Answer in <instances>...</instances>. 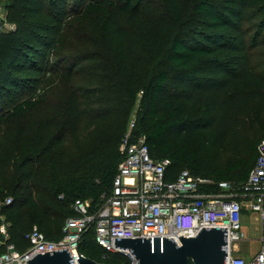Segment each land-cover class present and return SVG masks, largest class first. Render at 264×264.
<instances>
[{
  "label": "trees",
  "instance_id": "1",
  "mask_svg": "<svg viewBox=\"0 0 264 264\" xmlns=\"http://www.w3.org/2000/svg\"><path fill=\"white\" fill-rule=\"evenodd\" d=\"M146 1L71 0V11L74 12L69 20L75 16L88 19L111 13L113 34L123 46L132 47L134 73L122 79L119 101L111 99L110 89L104 92L106 103L100 116L105 126L70 148L62 145L71 127L65 124L61 135L54 140V149L49 151L47 145L39 155L45 170L40 171L36 187L18 202H15L14 195H9L12 202L1 206L0 211L9 223L10 241L19 249L28 246L24 234L34 223L49 239L56 240L63 235L66 219L76 215L72 207L76 199H89L95 206L100 203L101 196L111 190L122 159L120 143L129 130L138 93L130 138L136 140L143 136L154 158L170 159L168 179L174 180L182 170L188 169L195 175L232 182L238 187L254 165L256 145L261 139L255 143L238 130L239 115L246 112L248 102L259 92L258 87L252 85L254 75L245 78L235 99H220L217 92L225 89L227 84L215 76L222 74L227 78L232 73L214 56L217 48L232 44V37L227 34L229 31L238 32L234 47L242 49L246 47L251 28L259 25L257 35L261 33L264 29V0H168L170 15L167 25L132 29L122 24L119 15L139 12ZM43 4L44 0L5 2L7 19L16 24V29L0 34V132L10 120L37 110L45 100V97L21 98L12 102L10 107L4 106L6 100L12 99V90L24 85L17 74L27 66L34 71L40 70L37 63L43 57V50L50 45V40L42 35L49 27L37 21ZM50 4L54 6V0H50ZM55 4L67 12V0H55ZM191 24L202 27L195 29ZM70 28L59 31L52 46L56 63L46 59L48 89L56 83L70 86L79 66V63H71L60 69L68 62L64 51L68 47ZM199 72L207 73V78L199 77ZM187 105H203L208 116L187 118L184 114ZM114 120L117 121L113 123ZM59 121V110H54V114H48L41 124L50 128ZM195 129L206 130L214 144L231 152L226 165L214 166L206 155L198 154L189 146H176L172 140V136ZM205 189L216 190V187ZM8 208L11 209L9 213L6 212ZM78 250L98 262L130 264L129 258L121 253L102 257L104 251L97 244L92 227L81 234Z\"/></svg>",
  "mask_w": 264,
  "mask_h": 264
},
{
  "label": "rangeland",
  "instance_id": "2",
  "mask_svg": "<svg viewBox=\"0 0 264 264\" xmlns=\"http://www.w3.org/2000/svg\"><path fill=\"white\" fill-rule=\"evenodd\" d=\"M6 1L0 0V3L5 5ZM67 2V12H64L63 8L55 4V0L54 6L50 4V0H44L37 21L49 27L42 35L50 40V45L43 50V57L37 63L40 70L34 71L27 66L17 74L24 85L12 90V99L4 103L5 107H10L12 102H18L21 98L45 97L37 110L10 120L0 132V203L11 194L16 197L15 202H18L20 197L26 198L28 191L36 187L40 171L45 170L41 166L39 155L45 151L47 145L50 147L49 151L54 149V140L61 135L64 127L71 125L62 145L71 148L72 145H79L86 135L105 126L100 116L106 103L104 92L110 89L111 99L119 101L123 90L122 79L134 73L135 55L130 54L132 47L123 46L113 34L111 13L94 15L88 19L75 16L73 20H69L74 11H71V0ZM169 15L168 0H147L139 12L121 14L119 19L122 24L132 29L146 25L153 29L167 25ZM68 26L71 28L64 54L70 63L65 62L60 69L65 65H72L71 63H79V66L74 71L70 86L64 87L56 83L48 89L46 78L49 72L46 59L56 63L52 46L59 31ZM191 26L195 29L202 27L195 24ZM257 27L259 25L248 32L245 49L234 47L239 35L237 31L227 32L232 37V44L217 48L214 56L232 73L227 78L222 74L215 76V79H223L227 84L225 89L217 92L220 99H235L240 94L245 78L254 75L252 85L257 86L259 92L248 102L246 112L239 115L238 130L255 143L264 138V29L257 35ZM206 74L199 72L197 75L207 78ZM139 96L140 93L133 106L131 119L134 118ZM54 110H59L60 121L56 126L45 128L41 121L48 114H54ZM184 111L187 118L208 116L203 105H187ZM172 140L176 146H189L198 154L206 155L214 166L226 165L231 158V152L214 144L211 136L203 129L172 136ZM10 211V208L6 209L7 213ZM242 225L247 238L240 241L242 253L252 255L260 244V219L251 214L242 216ZM33 226L40 228L34 223L28 229Z\"/></svg>",
  "mask_w": 264,
  "mask_h": 264
},
{
  "label": "built area",
  "instance_id": "3",
  "mask_svg": "<svg viewBox=\"0 0 264 264\" xmlns=\"http://www.w3.org/2000/svg\"><path fill=\"white\" fill-rule=\"evenodd\" d=\"M16 24L7 19V10L0 3V34L14 31ZM129 130L122 137V159L111 190L92 206L89 199H76L72 207L76 215L66 219L63 235L49 239L33 226L24 234L28 246L19 249L10 241L9 223L0 211V264H30L37 253L68 248L73 263L78 264V241L92 227L95 240L103 249L102 257L121 253L137 264L134 255L115 246V237H172L181 245L179 236H195L202 227H227L226 264H264V139L256 145V159L247 178L236 187L232 182L182 170L174 180L167 178L169 158H154L143 136L130 138ZM215 186L216 190H206ZM8 196L0 203L8 205ZM244 211L260 219V244L250 258L240 255L235 244L244 241L242 216ZM79 252V253H78Z\"/></svg>",
  "mask_w": 264,
  "mask_h": 264
},
{
  "label": "water",
  "instance_id": "4",
  "mask_svg": "<svg viewBox=\"0 0 264 264\" xmlns=\"http://www.w3.org/2000/svg\"><path fill=\"white\" fill-rule=\"evenodd\" d=\"M181 245L172 237H115V246L127 248L137 264H226L227 227H202L195 236H179ZM78 250V249H77ZM79 253V252H78ZM30 264H75L68 248L37 253ZM78 264H109L79 254Z\"/></svg>",
  "mask_w": 264,
  "mask_h": 264
},
{
  "label": "crops",
  "instance_id": "5",
  "mask_svg": "<svg viewBox=\"0 0 264 264\" xmlns=\"http://www.w3.org/2000/svg\"><path fill=\"white\" fill-rule=\"evenodd\" d=\"M246 215L248 216L249 214H248L246 211H244V213H243V217L246 216ZM256 218L258 219V217H256ZM235 248H237V249L240 250V252H239L240 255L244 256L245 258H250V257L253 255L254 251L258 248V246H257V247L255 248V250L253 251L252 255H251L250 253H249V255L246 254V253H242L241 242L236 243V244H235Z\"/></svg>",
  "mask_w": 264,
  "mask_h": 264
}]
</instances>
